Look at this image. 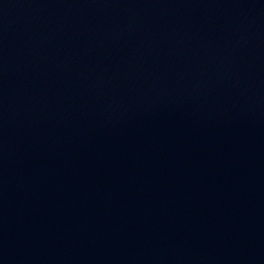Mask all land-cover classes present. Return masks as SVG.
<instances>
[{
  "label": "water",
  "instance_id": "1",
  "mask_svg": "<svg viewBox=\"0 0 264 264\" xmlns=\"http://www.w3.org/2000/svg\"><path fill=\"white\" fill-rule=\"evenodd\" d=\"M0 264H264V0H0Z\"/></svg>",
  "mask_w": 264,
  "mask_h": 264
}]
</instances>
